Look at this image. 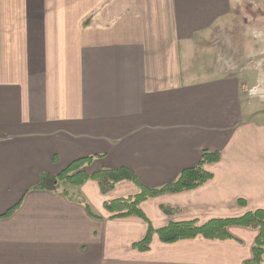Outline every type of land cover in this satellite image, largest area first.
Instances as JSON below:
<instances>
[{
	"label": "crops",
	"instance_id": "0c3cea01",
	"mask_svg": "<svg viewBox=\"0 0 264 264\" xmlns=\"http://www.w3.org/2000/svg\"><path fill=\"white\" fill-rule=\"evenodd\" d=\"M241 5L0 0V264H246L253 257L259 231L235 225L230 239L164 243L155 234L149 250H134L149 224L111 218L104 208L138 191L129 182L107 194L94 180L69 188L99 217L63 193L33 189L42 174L91 156L89 173L127 167L157 187L209 151L220 160L205 164L208 183L142 202L153 228L264 209V99L257 94L264 66L227 62L225 53L213 65L190 60L195 41L218 51L222 37L236 32ZM163 205L177 214L168 218Z\"/></svg>",
	"mask_w": 264,
	"mask_h": 264
},
{
	"label": "trees",
	"instance_id": "16d2710c",
	"mask_svg": "<svg viewBox=\"0 0 264 264\" xmlns=\"http://www.w3.org/2000/svg\"><path fill=\"white\" fill-rule=\"evenodd\" d=\"M93 158L91 156L74 160L55 176L42 174L39 184L34 186L33 189L63 193L65 196L83 204L90 215L99 217L93 212L91 206L83 196L76 195L73 197L69 193V188L81 187L87 181L94 180L98 183L101 193L107 194L113 191L118 184L129 182L134 184L138 188V191L134 194L105 201L104 208L113 213L111 218L137 216L149 224L146 236L132 245L134 250H149L155 234L164 243H174L197 236H203L206 239H230L231 235L228 228L235 225L259 231L252 249L253 257L246 264H264V209L250 211L243 216L235 218H215L204 224H200L197 220L170 221L166 226L155 229L141 208L142 202L148 199L164 194L193 190L208 183L213 178V175L206 171L204 166L207 163L219 161V152L204 151L196 166L184 169L174 181L157 187H148L141 184L137 174L127 167L116 169L103 168L89 173L86 167L92 162ZM240 203L244 204L242 200ZM18 206L12 208L5 215L9 216ZM161 209L168 218H173L178 212L176 208L170 205H163Z\"/></svg>",
	"mask_w": 264,
	"mask_h": 264
},
{
	"label": "rangeland",
	"instance_id": "374dc122",
	"mask_svg": "<svg viewBox=\"0 0 264 264\" xmlns=\"http://www.w3.org/2000/svg\"><path fill=\"white\" fill-rule=\"evenodd\" d=\"M236 11L240 12L237 17L236 32L222 37L219 44V52L209 47H204L205 41L202 44L195 41L194 47L190 49L191 53H195V59L192 60L191 56L188 55L192 63L196 66H200V64L213 65V58L218 53H225L227 62L233 63L236 60L241 61L242 65L252 63V66L258 64L264 66V56L254 55L258 50L264 51V0H242V5L237 7ZM231 29L234 30L233 28ZM253 34L256 38L252 37L251 39ZM256 61H258V64H256ZM257 91L260 98L264 99V87L257 88ZM258 108L264 109V103L259 104Z\"/></svg>",
	"mask_w": 264,
	"mask_h": 264
}]
</instances>
